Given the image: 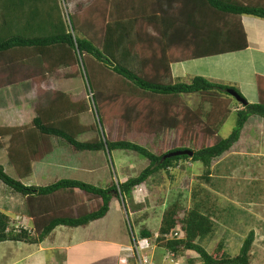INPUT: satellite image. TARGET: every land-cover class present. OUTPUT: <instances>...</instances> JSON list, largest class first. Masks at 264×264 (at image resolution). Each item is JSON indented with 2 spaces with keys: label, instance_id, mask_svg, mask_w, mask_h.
Listing matches in <instances>:
<instances>
[{
  "label": "trees",
  "instance_id": "obj_1",
  "mask_svg": "<svg viewBox=\"0 0 264 264\" xmlns=\"http://www.w3.org/2000/svg\"><path fill=\"white\" fill-rule=\"evenodd\" d=\"M40 3L46 18L35 16L32 24L29 17L28 33H20L18 27L24 12L20 13L23 7L19 0H0V27L3 28L0 29V66L15 69L2 77L0 89L30 79L38 88L33 102L34 115L28 124L0 125V151L4 147L2 138L7 136L14 143L18 140L22 147L10 148L16 178L8 175L0 164V181L20 196L21 211L29 218L26 227L15 231L11 217L0 210V242L38 244L58 226H87L107 215L113 199L126 208V199L137 186L161 170L168 173L181 161L200 162L203 166L200 179L208 183L212 162L240 139L249 118L264 119V99L245 105L237 101L232 106L236 107L235 126L228 136H220V125L232 108L228 99L233 97L231 91L246 101L245 97L235 85L200 75L187 81H172L169 64L176 56L168 51L171 37L179 35L189 36L191 41L192 53L181 55L184 58L244 48L245 42L224 45L229 38L217 39L216 22L228 15L264 18L263 6L237 0H40ZM65 11L70 24L66 23ZM141 19L155 30L156 36L148 38L138 32ZM146 39H151L155 48L138 51L135 46ZM135 59L140 62L139 70L131 67ZM80 62L88 78L87 62L93 78L91 83L88 78L90 86L86 87L90 107L96 115V124L92 127L80 119L85 112L82 100L75 99L72 93L42 86L47 75L83 77ZM257 80L262 96L264 78ZM193 94L211 104L205 118L202 108H191L184 103L183 98ZM130 129L154 135L163 130L173 131L176 145L155 154L128 140L126 135ZM90 131H96V136L79 140V136ZM52 137L63 141L74 152L110 154L113 150H129L148 159L149 164L138 175L124 181L112 180L106 187L71 178H60L44 186L24 184L22 180L32 174V163L53 152ZM183 149L193 151L192 156H167ZM196 196L194 193L193 198ZM82 197L90 203L88 208L81 202ZM76 203L82 205L76 208ZM214 227L212 216L200 201H194L183 213L174 202L163 212L156 243L174 256L192 251L201 264H251L254 230L248 232L238 253L230 255L223 240L212 251L200 243L214 232ZM176 230L181 237L165 239L164 234ZM142 235L149 237L150 233L142 230Z\"/></svg>",
  "mask_w": 264,
  "mask_h": 264
},
{
  "label": "rangeland",
  "instance_id": "obj_2",
  "mask_svg": "<svg viewBox=\"0 0 264 264\" xmlns=\"http://www.w3.org/2000/svg\"><path fill=\"white\" fill-rule=\"evenodd\" d=\"M68 7L70 8L71 5L69 4ZM64 15L66 23L70 24L67 11L64 12ZM140 21L141 23L137 25L138 32L148 38L156 36L155 30L147 22L143 19ZM150 40L146 39V42L139 43L135 48L140 52L154 49L155 44L153 45ZM131 67L135 70L140 69L138 59L133 60ZM80 69L83 77L78 75L76 78H66L65 82L57 87L64 89L68 85L67 88L71 90L75 99L83 101L85 112L80 115V119L92 127L94 123L96 124V115L93 108L90 107L92 103L87 91L90 86L88 78L90 83L93 81L92 73L89 71L87 62L88 78L81 62ZM228 99L231 107L237 103L234 97L228 96ZM183 100L191 108H202L204 118L211 109V104L199 95H186ZM2 106H4L5 112L11 114V110L17 106V103L3 102ZM22 108L24 110L23 118H30V114H34L32 103L25 102ZM12 111H14L13 113L17 112L15 109ZM235 120L236 114L230 112L226 123L219 129V135L228 136L235 126ZM0 122L2 121L0 120ZM9 122H13L17 126L22 124L23 120L11 118ZM94 136H96V131H90L79 136V140H88ZM10 137L2 138L4 147L0 151V164L8 175L16 178L14 167L10 162L13 158L10 156V148L20 150L22 147H19L18 140L14 143L13 138ZM126 138L146 147L155 154H160L176 145L175 133L169 130H163L154 135L137 133L130 129ZM242 138L240 146L231 147L230 151L228 150L212 162L210 182L207 183L200 179V175L203 173V166L200 162L181 161L169 169L168 173L161 170L151 176L143 184L137 186L132 196L126 199V208L124 205L122 206L125 211L122 216L123 225L128 232H131L133 228V233L139 239L145 237L142 235V230L150 233L147 238L151 247L145 248V250H149L153 254V261L158 260L159 264H175L176 262L170 261L167 251L159 243L154 246V236L155 233H158L163 212L174 202H177L180 213H183L193 206L194 201H200L215 222L214 232L200 240V243L208 251H212L217 243L223 240L227 252L230 255H235L248 232L254 230L255 240L251 252V264H264V119L256 116L251 117L245 126ZM51 141L53 152L32 163V174L22 180L23 183L44 186L60 178H71L99 187H106L112 180L124 181L138 175L149 164L148 159L134 151L113 150L110 154L101 151L74 152L63 141L55 137H52ZM82 166L85 167L82 168ZM194 193H197L195 198H193ZM81 200V202H85V208H88L90 203L86 198L82 197ZM81 205L76 203L75 207L79 208ZM0 210L11 217L13 220H11V224H16L18 221L23 226L28 225L29 218L21 211L20 196L11 192L1 181ZM132 211L137 212L132 214ZM4 247L0 246V252ZM91 247L98 250L103 249L98 253L99 255L104 252V249L106 255L107 252L110 253L109 257L113 252L111 247L108 248L109 246L104 244H90L88 248L94 249ZM143 252L145 254V251ZM149 256L151 257L150 254ZM176 259H179L178 264H201L198 255L192 251H183L176 255ZM6 260L1 261L0 264Z\"/></svg>",
  "mask_w": 264,
  "mask_h": 264
},
{
  "label": "crops",
  "instance_id": "obj_3",
  "mask_svg": "<svg viewBox=\"0 0 264 264\" xmlns=\"http://www.w3.org/2000/svg\"><path fill=\"white\" fill-rule=\"evenodd\" d=\"M238 1L264 7V0ZM19 3L20 7H23L20 13L23 14L24 12V16L20 19V27L18 28L20 33H28L30 28L29 21L32 20L33 24L35 16L44 19L46 14L41 8L40 0H19ZM175 9L178 10L177 8ZM179 11L182 12V10ZM29 17L32 19L29 20ZM0 29L2 30L3 28L0 27ZM7 31L5 34H8ZM215 31L218 32L217 39L219 37H225L226 40L230 39L225 41L224 45L229 43L231 45H240L245 42L246 46L238 50L217 51L219 52L218 54L189 59L181 55L192 53L189 49L190 37L180 35L176 38L171 37V41L168 42V51L171 53L170 55L174 54L173 56H176L169 64L172 81H187L185 80L186 78L189 79L200 75L215 81L235 85L249 103H257L261 101V98L264 99V91L261 96L257 80L258 77L264 78V18L247 14L223 16L217 20ZM12 68L6 69L2 67L0 69V81L4 75L15 71ZM65 80V76L47 75L42 86L71 93V90L67 88L68 85L64 89L57 87L63 84ZM37 89V84L32 79L0 89V120L3 122H0V125L16 126L13 122H9L11 118L23 120V123L17 126L25 125L28 121H31L34 114H30V118H23L24 110L22 107L25 102L32 103L33 109ZM11 101L17 103V106L13 108L17 112L13 113L12 109L11 114H9L5 112L6 110H4L2 103ZM235 109L236 107H232L231 112H234ZM229 115L228 117L226 116L227 119ZM226 121L224 120L220 127ZM245 126L240 139L233 146L241 145ZM71 164L73 163L71 162ZM84 167L82 166V168ZM122 206V202L113 199L110 203V209L104 218L90 222L84 227L58 226L38 244L22 241L0 242V246H5L0 252V262L7 259L3 264H135L131 232H128L123 225L122 216L125 211ZM136 212L132 211L131 213L135 214ZM90 244L108 245V248H112V255L109 257V252L106 255L105 249L99 255L98 253L103 249L98 250L95 247H91L94 249H89L88 246ZM147 254L151 255L150 264H159L158 260L153 261V254L150 251Z\"/></svg>",
  "mask_w": 264,
  "mask_h": 264
},
{
  "label": "clouds",
  "instance_id": "obj_4",
  "mask_svg": "<svg viewBox=\"0 0 264 264\" xmlns=\"http://www.w3.org/2000/svg\"><path fill=\"white\" fill-rule=\"evenodd\" d=\"M131 234H132L131 239H132V245H133V250H134L133 256H134L135 264H139V259H141V260L146 259L147 262L145 264H149L151 257L146 252V251H149V250H145V248L147 249L148 247H151V245L148 244L149 239L147 237L140 238V239L137 238L135 236V234L133 233V229L131 230ZM158 236H159V234L158 233H155V236H154V246L156 244V239H157ZM135 243H138V245H140V247H141L138 252H136V250H135ZM143 251H145V254H144ZM167 253H168L167 255L170 256V261H172V262L176 261L175 264H178L177 262H178L179 259H176V256H174V254L169 253V252H167ZM149 257H150V259H149Z\"/></svg>",
  "mask_w": 264,
  "mask_h": 264
},
{
  "label": "built area",
  "instance_id": "obj_5",
  "mask_svg": "<svg viewBox=\"0 0 264 264\" xmlns=\"http://www.w3.org/2000/svg\"><path fill=\"white\" fill-rule=\"evenodd\" d=\"M13 224H14V230L15 231H19L21 229V227H23V225H21V223H19L18 221L16 224L15 223H13ZM164 237H165V239L179 238V237H181V233L176 230L173 233L165 234ZM140 248H141L140 245H138V243H135L136 252H138L140 250ZM146 262H147L146 259H144V260L139 259V264H145Z\"/></svg>",
  "mask_w": 264,
  "mask_h": 264
},
{
  "label": "water",
  "instance_id": "obj_6",
  "mask_svg": "<svg viewBox=\"0 0 264 264\" xmlns=\"http://www.w3.org/2000/svg\"><path fill=\"white\" fill-rule=\"evenodd\" d=\"M231 94L233 95V97L236 98V100L240 103H242L243 105H245L247 103V101H245L243 98H241L240 96H238L234 91H231ZM193 151L189 150V149H183V150H177L174 152H170L167 154V156H177V155H189L192 156Z\"/></svg>",
  "mask_w": 264,
  "mask_h": 264
}]
</instances>
